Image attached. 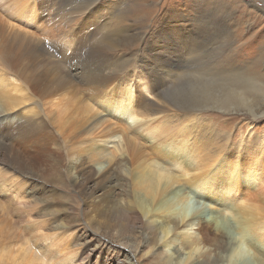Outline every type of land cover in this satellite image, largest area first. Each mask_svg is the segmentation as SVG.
Masks as SVG:
<instances>
[{"label": "bare ground", "instance_id": "obj_1", "mask_svg": "<svg viewBox=\"0 0 264 264\" xmlns=\"http://www.w3.org/2000/svg\"><path fill=\"white\" fill-rule=\"evenodd\" d=\"M52 3L50 0L47 6ZM16 7L31 24L29 37L34 38V43L26 41L27 34L20 39L23 32L10 31L12 25L0 15L5 23L0 24V30H8L9 37L4 41L0 33V62L4 65L0 67V94L4 92L0 100L3 153L21 166L27 163L26 168L30 166L38 175L53 172L60 184L63 161L70 156L72 172L81 183L78 189L86 197L91 196L88 193L92 186L97 189L113 183L110 178L114 168L125 165L126 174L117 172L122 181L118 185L119 196L113 200L107 196L103 201L105 208L113 210V216L97 212L99 228L125 239L124 235L135 224L147 240H157L156 235L161 234L163 246L173 244L170 261L172 254L178 259L181 250L185 251L187 257L181 264H242V244L252 250L250 264H264V139L248 136L228 150L231 134L222 131L225 144H218L212 121L203 120L202 113L196 112L198 96L186 98L169 87L180 68L171 67L162 59H169L171 52L165 49V43L163 49L157 45L159 33L150 35L156 40L145 43L141 51L140 47L136 48L137 54L131 53L125 49L124 41L142 38L145 32L128 34L114 27L118 25L115 15L103 19L97 13L81 16L82 9L70 10V15L62 10L57 14H62L63 22L54 18L60 24L42 44L46 26L44 0H31L24 7L16 2ZM54 21L51 17V22ZM187 35H177L179 40L187 42L179 50L181 55L192 50L194 59L196 43ZM89 47L96 58L87 56ZM130 65L133 67L128 70ZM42 68H48L54 77H44ZM221 72L225 74L224 68ZM242 72L245 73L241 70L237 74ZM220 107L232 106L223 103ZM47 109V114L60 113L55 128L43 116ZM106 127L112 128L110 136L104 135ZM118 135L121 139L113 149L107 150L108 140ZM140 146L143 154H139ZM117 151L124 155L122 159L117 158ZM104 161L106 165L96 171L94 165ZM22 184L23 180L16 182V177L0 166V188L5 187L9 200L17 206L20 220L31 218L37 205L25 201ZM191 189L210 202H218L224 212L230 213L234 222L230 234L222 225L228 219L224 213L209 219L197 212L187 215L186 202ZM88 216L89 224L95 225L93 216ZM42 225L39 223L37 229ZM20 242L12 241L13 245L5 249L7 259L3 264H21L16 261L22 260V253L40 264H101L90 257L81 258L76 250L61 254L65 248H58L60 241L56 244V253L60 255L47 246L51 242L31 254L34 245L25 240L24 247ZM52 242L55 246V241ZM2 258L0 255V264ZM149 260L155 262L154 257Z\"/></svg>", "mask_w": 264, "mask_h": 264}, {"label": "rangeland", "instance_id": "obj_2", "mask_svg": "<svg viewBox=\"0 0 264 264\" xmlns=\"http://www.w3.org/2000/svg\"><path fill=\"white\" fill-rule=\"evenodd\" d=\"M16 2L23 4V7L31 4V0H0L1 18L10 22L12 25L8 28L10 31L23 32L20 39H23L27 34L28 36H25L26 41L34 43V38L29 37L32 34L29 28L31 24L27 23L29 21L25 14H21V11L17 10ZM49 2L50 0H44L46 26L42 34L46 38L43 37L42 44H45L51 35L50 33L58 27L59 21L63 22L62 14H57L62 10H66V14L70 15L75 10L82 9L81 16L89 17L100 14L103 19L112 18L115 15L118 25L114 27L124 29L128 31V34L145 32L142 38L131 37L124 41L125 49L131 53H135L138 47L141 51L145 47V43L151 39L156 40L155 36L151 38L150 35L159 33L157 45L163 49V43H165V49L171 52L169 59H162L171 67L180 68L179 75L175 76L173 85L170 83L169 87L174 90V93L186 98L190 95L194 97L195 94L199 97L196 95L194 97H197L195 101L197 104L196 112L198 115L202 113L203 120L212 121L218 144H225L222 131L231 134V139L226 145L228 150L236 146L239 140L247 139L248 136L258 135L260 140L264 139V114H259L262 111L264 113V0H51L52 6H47ZM54 4L55 6H53ZM17 17L19 20H16ZM51 17L53 21L55 19L59 21L51 22ZM0 24L5 23L0 19ZM7 32L8 30L6 32L0 30L4 41L9 40L6 35ZM187 33V37L191 36L190 38L192 40L194 38L196 43L194 59L190 53L192 50H186L182 55L179 50V47H183L187 42L179 40L180 36L177 37V35ZM12 35L11 39L14 36ZM160 37L164 41L160 40ZM89 48L87 56L91 59L96 58V54L94 55L91 47ZM96 53L97 56L100 55L97 50ZM1 63L3 64V62H0V67H3L4 65ZM104 63H108V61H104ZM37 67L38 65L33 68V72ZM132 67L133 65H130L128 70ZM223 68L225 74L221 72ZM239 70H243L245 73L242 72L239 75L237 74L240 72ZM42 71L44 77H54L48 68H42ZM1 72L2 70L0 76ZM5 78L7 79V77ZM175 83L178 85L176 86ZM3 94L4 92L0 94V100H2ZM223 103L232 107L222 109L220 104ZM73 105L75 106V103ZM47 112L48 109L43 116L55 128L57 125L56 116L60 113L52 111L47 114ZM10 117L11 120L15 121L13 116ZM111 129L106 127L104 135L110 136ZM2 133L3 130L0 129V141L2 140ZM118 136V138L112 137L108 140L106 143L107 150L115 147L118 140L121 139L120 135ZM138 150L139 154L144 153L141 146ZM116 156L120 159L124 157L118 151ZM71 160L72 158L69 156L65 157L63 161L65 163L61 168L63 175L60 184L52 175L53 172L50 171V175H41L40 173L38 175L33 169L31 171L30 166L26 168L27 163H23L24 165L21 166L19 162L17 163L3 153L0 148V166H3L7 173L16 177V182L17 179L23 180L22 194H25V201L37 203L36 211L34 210L31 218L25 217L24 220H20L17 216V206L9 200L10 197L7 195L8 192L4 189L5 187L0 188V255L3 256L2 264L7 259L5 249L7 250L17 240L18 242L22 241L20 244L24 247L26 246L23 244L25 240L30 245H34L32 251L29 252L30 254L38 252L41 249L39 247L51 242L47 246H50L52 252L57 255L60 253H56V244L60 241V246L57 245L58 248H65L61 254L67 253L69 249L70 251L76 250L81 258L90 257L92 261H99L101 264H181L186 260V253L181 250L179 258L177 259L176 254H172L170 261L168 258L173 244L170 247L163 246L161 234L156 235L157 240H147L148 238L143 236L144 232L140 230L137 224L132 227L129 234L124 235L126 239L117 236L113 231L108 232L99 228L97 222L100 221V218L97 217V212L108 217L113 216V210L109 211L105 208L103 201L107 196L112 200L119 196L118 185L122 184V181L119 180L117 172L122 175L126 174L125 168L127 166L121 165L119 168H114L113 172H110L111 178L109 177L113 183L102 185L97 189L92 186L94 188L91 189V193H88L91 196L86 197L79 190L81 183L72 172ZM106 163L104 161L95 164V170H100L98 169L99 166L103 167ZM186 203H188L186 206L188 216L195 212L201 213L208 219L215 214L223 215L224 213V215H228L227 223L223 222L222 225L229 234L232 232L233 217L229 216L228 211L224 212L223 206L218 202H210L203 195L191 189ZM88 215L93 216L95 225L89 224ZM27 222H29L28 227ZM37 223L43 224L42 228L37 229ZM21 234L27 239L21 237ZM236 237V243L239 244L240 234ZM46 238L49 242L45 240ZM10 240L13 241V244ZM50 240L55 241V246ZM8 241L9 243H7ZM64 244L67 247H64ZM242 245L244 250L240 260L242 264H250L252 250L247 244ZM10 255L14 258L15 253ZM28 256L29 254L22 253V260L18 259L16 262H21V264L27 262H30L28 264L41 263ZM151 257H154L156 263L149 260Z\"/></svg>", "mask_w": 264, "mask_h": 264}]
</instances>
